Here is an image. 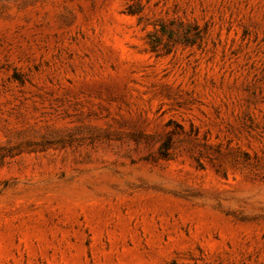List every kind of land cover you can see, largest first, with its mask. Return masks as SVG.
Returning <instances> with one entry per match:
<instances>
[{"label": "rangeland", "instance_id": "374dc122", "mask_svg": "<svg viewBox=\"0 0 264 264\" xmlns=\"http://www.w3.org/2000/svg\"><path fill=\"white\" fill-rule=\"evenodd\" d=\"M0 264H264V0H0Z\"/></svg>", "mask_w": 264, "mask_h": 264}]
</instances>
